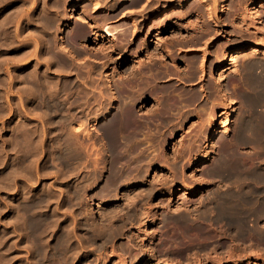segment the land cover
I'll return each instance as SVG.
<instances>
[{"label": "rangeland", "instance_id": "rangeland-1", "mask_svg": "<svg viewBox=\"0 0 264 264\" xmlns=\"http://www.w3.org/2000/svg\"><path fill=\"white\" fill-rule=\"evenodd\" d=\"M21 1L22 0H17V1L11 0L12 5H15V6L16 5L17 6L24 5L25 11H27V10L29 11L30 8H31L30 11H32V10H35V8H36L37 13H38V10H39V13H40V11L42 12V10H43L42 6H44V4L45 5L48 4L45 7L48 8L47 10L50 13H53L54 7L56 10V8H57L56 6L59 5L58 7L60 8V11L57 8L58 11L56 10L53 13L57 16V18L61 17L60 18L61 20L58 19V20H60V22H58V21L56 22L57 24H60V26H59L60 31L57 34V38L59 39V37H60V40L62 41V43L64 45V41L67 39L68 34H70L71 38L67 39V41H65L66 45H64V46L65 47L69 46L71 49L70 48L68 49L67 47L66 48L71 52L73 50V53L77 54V55L75 54L74 56H75V59L78 58L77 61L80 60L79 61L80 63L77 62V64H76V65H78V67L76 66L77 70H76V68H73V71L71 70V72H73V73L67 72L69 77H68L67 73H66V75L65 74L60 75L61 73H59L58 76H57L58 73L57 74L55 73V75H53V80L59 81V83L62 82L63 84L66 82H69V83L72 82L73 85L78 83V84H76V86L74 85L75 86L73 88L74 91L72 90V95L76 91L75 95H73L74 97L77 96V98H78V96L81 93V95L79 96L80 98H78L77 102H74L75 106H77L79 104L78 102L81 101L79 99H83L84 97L86 98V96L88 97L90 95V97L95 96V98H96L95 92L99 93V91H100V93H105L107 91L106 87L110 84H111L110 85L111 90L114 91L113 93H115L114 95L116 96L117 95V93H116L117 85L114 83L120 82V80H121L120 77L122 76V70H125V68L126 69L128 68L130 70L129 71L127 69L128 73H130L131 69L133 70V69H136L138 66L145 65L150 59L151 60L155 59L154 62H157L158 60H160V58H164V59L160 60L161 63L158 61L161 64V66L166 65V63H167V65H166L167 70L171 69L172 71L170 70V72H173V74H175V75L177 73L178 77L173 75V76H175V78H174L173 76L170 75V77H169L170 80L168 78L169 75L168 74H167L168 76L165 75V76H167L168 79H166V77H163L164 79H166V80L163 79V81H169L166 83L167 84L169 83L170 86L172 84V92L173 93L175 92L174 94L178 93V95L181 96L182 100H180V103H182L181 105H183V106H178L179 108L176 107L175 108L176 110L174 109V111L176 112L175 115L173 113L174 111H172L170 113V115L171 114L172 115L169 116V120H167L169 122H165L164 124H162L163 126L161 125L160 135L161 134L162 135L160 137L163 136L165 138V140L163 139L161 141L162 145H161V143H160V146L159 145L157 146L156 144L155 145L150 144V143L148 145L143 144L142 142L144 140L146 141V142L145 141L144 142L147 143V139H145L144 136L139 138L140 143L142 145L141 146L142 151L147 153L146 154L143 152V154H144L143 156L145 158V161L147 160L146 162H148L150 165V166L147 165L148 167L146 166L148 169L144 166L146 174L144 172V174H143L144 179L142 180L143 182L142 183L140 182L141 184L140 183L135 184L133 182H132L133 184H131V183L130 184H124L115 192V193H117V195L115 193H111V195H107L104 197H97L96 191L101 187V184H102L101 179L102 178L108 179L111 175V171H109L110 168L108 170H103L104 169L103 165L105 164V162H103V161L106 160L105 158H107V155H105L106 152L103 150V148H102L103 144H101V143L105 142L107 138L104 137V140L102 139L103 138L102 135L104 133H102L103 130L101 132V127L104 124H102L101 122L106 124L109 121V118H111L118 111L119 101L116 100L114 102V109L115 110H113L111 113H108V111H107L109 109L108 107L111 105V102L109 103V99L106 100V102L104 103L105 104L104 109H106V110H104V111L102 110L103 112L97 111L98 113L93 112V114H95V115L92 114L93 117L97 116V118H101L105 115L104 116L105 118H103V121L102 120L100 121L101 124L98 122H92V121H91V123L88 124L87 129H89V131L91 132V133L89 132V134L91 136L87 137L88 141L86 139H83V142H82V140H81L82 136L79 139L82 143H84L83 145L85 147L86 146L88 147L87 149H89V151H90V153H88L89 151H87V153H88L87 158L88 159L86 158L87 159L86 160V166H84V168H83L82 166H79V165H82L81 164L82 162L74 163L71 161L72 162L71 163V162H69L70 160L68 161L67 159H64V155L62 156V152L60 153V151L56 152V155H55L56 157L51 155V151H48V150H51V145L53 146V141H54L53 139L56 136L55 131L57 130L60 133V131H61L59 129L60 127H57V128H55L56 130L51 131V128L49 126H47L48 128L47 127L43 128L41 124H39V125L37 124V127L38 126L42 127L41 128L42 130H41V129H39L40 127L35 128L32 125L30 130L31 131L35 130V132L38 131L35 133L36 134V136L34 137L35 140H34V138H30V137H29L30 139L28 138L25 140H26V142L28 140L30 141L31 139H33V141H37L36 138H37V135H39V136H41V138H37V139L42 140V143L44 142V144L42 146L43 149L42 148L37 149V153H33V155H31V153L29 152V151H31V149L29 151L27 150V152H26V149H23L26 146L22 145L25 142V141H23L24 139L22 138V136H23L22 134H24L26 132L27 128H26V126H24L25 124L19 123L20 117L24 115V112H20L23 115L15 116L13 119L10 118L8 116L9 115L8 111L5 109L6 97H4L5 99L1 98V97H3V95L6 96V94H3L4 91L0 92L1 95L3 94L0 98L2 100L3 99L5 100V101L0 100V106L1 105H2V107L4 106L1 110L2 111L4 110L3 112L7 114V115L6 114L2 115V111H0V264H30L32 261L31 256H33V254H32L33 252H32V250H30L31 249L30 245L32 242H34L33 240H35V239L32 240V237L28 233V231H27V233H28L27 234L26 232L19 229L20 228L19 222L23 221L22 220L23 216L19 213L18 210H20L19 206L22 205L23 201L25 203H29V202L35 203L36 210L34 208V211L39 216H41V215L47 216L49 221L50 220L52 221V217L57 212L56 209L58 208V205L60 202L63 203L64 201H66L69 203V207H70L71 204L69 202V199H67V196H68L67 190H72V189L76 190V186L78 189L80 187H83L82 190L85 191L84 193L82 191V205H83L82 209L81 208L79 209V207H80L79 205H78L79 207L78 206L76 207V205H73V203H72V205H71L72 207L69 208L71 211L69 209L65 210L66 208H64V207H62L63 211L62 210L60 211V212H62L61 213L62 215L64 214V216L69 215L68 217L74 223V225L76 226V229H78L76 231L77 236L79 235L78 239L81 238L80 240L82 241V238H84L82 246H83V248L86 247V249L79 247L80 251H76L78 253L76 255H74V258H70L71 260L69 259V262L74 260L73 264H81V263L82 264H264V240H260V235H264V232H263V234H261L262 231H264V223H263L264 218L256 219L254 217V220H253V216L251 217V215H249L247 217V219H246L247 220L246 221L247 226H246V224L244 225V229H245L244 233L245 234H243V235H246V237L244 236L245 238H243V236L241 237L238 234H237L238 237L236 235H234L235 234L234 230L237 229V226L235 227V223H237V222H231V223H233L232 225L230 222H226V221L224 222V220L223 221L220 220V222L219 221L216 222V220L214 219L215 213L208 211L210 209L208 201H207V199H208L207 197L209 196V191H210L209 189L216 188L215 185L217 184L216 185L217 188L222 191L224 189L227 190L228 187L232 188V186L234 187L236 184L232 179H228L227 177L223 178V175H219V176L215 177V176H210V175L205 174L206 173L205 171L210 166H209V164L204 163L207 161V159H209L211 157L215 158L216 154H220V152L222 153L224 151H228V149L230 148L231 145L229 143H226L227 145H225V144L222 145L218 142L217 139L220 137V135H222V132L227 130L228 128H229L230 136H233L234 135V131H232L233 130V128H232L233 122L237 121V119L239 118V116L236 115L235 112H231L230 108H227V107L231 106L230 99L224 100L221 98V96L218 97L219 96L218 92H217L218 86H216V84H215V78L216 79L219 78L220 75H222L223 73H221V71L216 69L214 66L217 65L218 60L221 59V57L224 55L225 51H229V50L234 49V48H240L242 46L250 45V44L251 45H258V43L264 44V9H260V13L263 15L262 20L258 23H255V22H253L254 20H252V17H251L252 14H250L251 13V11H250L251 1L250 0H244L246 2H244L243 0H241V1L240 0H230L231 2L229 0H227V2H229V3L226 2V6L223 5V3H221L219 0L218 1L217 0L216 1L208 0L207 1L208 4H207V2L201 3L199 1H197V2L193 1L191 3L186 4L184 8H182L178 11H174L172 9V6L181 0H99V2H98L99 4L97 7H95L94 2H92V1H83V0H65V1H62V0L61 1L60 0H58V1H56V0H43V3L41 2V0H35V4L31 3V2H33V0L32 1L23 0L22 1L23 3ZM253 1H258V0H252V2ZM26 2H28V3L30 2V3L28 4ZM57 2H58V4H57ZM212 2H213V4H212ZM236 2L237 3L242 2L243 4H240V8L237 9L235 7L236 5H234ZM62 3H64V4H62ZM227 4L228 5L230 4V5L228 6ZM54 5H56V6H54ZM64 5H65V7H64ZM164 5L167 6L169 9L167 10L168 12H166V14L162 17L163 20H154V18H153L154 15H156V13L158 11H160L164 7ZM204 5L206 7L209 5V8L208 7L206 8ZM232 5H234L233 6L234 8H232ZM243 5H247L248 10L247 9L245 10L243 8ZM26 7H28V8H26ZM45 7H44V10H46ZM93 7H95V8H93ZM227 7L228 8L230 7V9H228ZM205 8L207 10H205ZM223 8H225V9H223ZM51 9H52V11H51ZM220 9H221V11H219ZM231 9H232V11L234 9V11L231 12L230 11ZM63 10H65V12ZM208 10H209V12H208ZM223 10H224V12H223ZM57 12L58 13L60 12L61 16H58V15H60V13L58 14ZM63 12L67 18L65 17ZM228 13H230V15H228ZM244 14L246 15V18H245L246 20L243 19V17H245ZM63 16L66 19H70L69 25L66 26L64 24L63 20L65 18ZM80 18L81 19L83 18L84 21L87 23V24H85L84 27L85 28L88 27L86 29L88 32H87V35L85 38H83V39L78 38L79 39L78 40L77 38H75V39L73 38L75 33H77V32L72 33V31H75V29L77 30L79 28V26L84 25V24H82V25L80 24V20H81ZM78 19H79V21H78ZM106 25H108V26L110 25L111 26L110 30L116 32L115 37H113V38H111V37L110 38H108V37L102 38L97 43H94V41H93L94 36L95 35H101L102 29ZM93 26H94V28H93ZM76 27H78V28H76ZM71 28H72V30H70ZM89 28H91V29H89ZM114 28H116V29H114ZM117 28L118 29H124L125 28L126 30H124L123 32L120 33V32H117L118 31ZM126 31H128V32H126ZM39 32L37 31L36 37L38 36L41 40L39 41L38 38H36V39L38 40V43L40 42L38 47L39 46L41 47V45H42V48H43L44 45L46 44V42L51 40L52 32L49 30L48 31L45 30V32L42 31V33H41V31H39ZM46 32H47V34H46ZM49 32H51V33H49ZM119 33H120V35H119ZM122 33H124L126 37H124V35ZM25 34H23V35H25ZM66 34H67V36H66ZM71 34H73V35H71ZM121 34H122V36H121ZM203 34H205V35H203ZM40 36H42L44 39ZM52 36H53V34H52ZM64 36H66V38ZM121 38H122V40H121ZM71 39H74V40H72V42H71ZM69 40H70V44L68 43ZM41 41L44 42L45 44L42 43ZM7 43H8V46H6ZM73 43H74V45L77 44V46L75 45L76 47L75 46L72 47L71 45H73ZM67 44H69V45H67ZM138 44H140V45L146 44L148 46V48L150 49L149 52L148 53H146V52L143 53L142 51L138 52L137 48H136L139 46ZM0 45H4V47L1 46V48H0L2 50V51L0 50V54L1 53L3 54V55L2 54L0 55V57H2V58H0V60H3L4 58H6V59L9 58V60H10V59H13L14 57H15L14 59H16V57H19L17 55L21 54V53L18 54L14 51L11 52V50L14 46L13 47L10 46L9 42L4 41L3 44L0 43ZM82 47L84 48V51H87L90 54L86 53V54H88V55H86L83 51H81V49H83ZM5 48H7V49H5ZM30 48H31V46H30ZM191 48H192V50H191ZM101 49H103V52H102L103 55H95L94 52H97ZM79 51L81 53L83 52L85 55L80 54ZM150 53L152 56L150 55ZM13 54H14V56H13ZM147 54H149V55H147ZM81 55H84V56H81ZM153 55H154V57H153ZM4 56H6V57H4ZM76 56H77V58H76ZM102 56H105V57H102ZM178 56L180 59L178 58ZM123 57H125L126 61H127L124 64L122 63ZM252 57H253V55H248L246 59L244 57V58H238L236 60H230V58H228V64H227L228 68L225 71V75L223 77L224 79H220V82L225 83L229 89H231L232 86H235L236 89L234 90L235 92L233 93L232 96L237 99L239 109L241 108L240 110L244 109V105L242 103L243 100L240 96L242 93L247 92L246 88L243 86L242 81H241V75L240 74L242 73V70H243L242 64H245L246 61L248 60V58L250 59ZM256 57H258V59H260L261 61L264 62V56L263 55H258ZM81 58H83V59H81ZM146 58H147V62L145 60ZM139 59L142 61V63L144 62L143 65L139 64V63H141V62H139ZM81 60H82V64L84 63L85 66H83L81 64ZM86 60H87V62H86ZM171 60H174V61L171 62ZM191 60H193V61H191ZM3 61L7 62V60H5V59ZM27 61L28 60H26V61L23 60V61L19 62L20 64L18 63V65L19 66L21 65L22 68L24 69L26 67L25 65H27V63L26 64H24V63ZM92 62L94 64H92ZM158 62H157V64H159ZM32 63H33V61H28V65H30ZM85 63H87V65L89 64L88 66L90 68L86 67L87 65ZM95 63H97V64H95ZM187 63H189L191 66ZM168 64L169 65L171 64L172 66L171 65L170 66L172 68ZM132 65L134 66V68L133 67L129 68ZM136 65H138V66L136 67ZM192 65H196V66H192ZM7 66L8 65H6V67ZM81 66H83L84 68ZM173 66H175V68H173ZM189 67L190 68L192 67L191 71H194L197 69V78L194 80L195 82L194 81L191 82L190 80L188 81L187 77H188L189 72H191V71H189L190 70ZM199 67H203V70L200 71ZM236 67H238V69L241 70V71H239V73L236 72V69H237ZM10 68H8V69H9V71L11 70L12 73H15L16 70H18V69H14L12 66H10ZM164 68H165V66H164ZM186 68H188V69L185 70ZM240 68H242V69H240ZM79 69H81L80 71H83L84 69L88 70V71L84 70L81 73V72H79ZM182 69H184V70H182ZM76 71H77V73H76ZM186 71H189V72H187L188 74L186 73ZM4 72L6 74V70H4ZM78 72H79V75H78ZM182 72L184 73L185 77L187 76L186 77L187 80L183 77ZM62 73H65V72H62ZM74 73L78 76L74 75ZM88 73H89V75H88ZM5 74L3 73L0 77V79H4L6 81V75ZM66 76L68 78H66ZM56 78H57V80H56ZM59 78H61V79H59ZM62 78H63V80H62ZM72 78L73 79L75 78V79H74V81L70 82V80ZM171 78H173V79H171ZM179 78L180 79L184 78L185 80L181 79L182 80V81L180 80L182 82L181 83L179 81ZM198 78H199V80H198ZM81 79L84 82H86L87 84L86 83L84 84L83 81L81 82ZM117 79H120V80H117ZM77 80L80 82H78ZM101 81L103 84L106 82L105 83L106 85L102 86L100 83ZM103 81H105V82H103ZM82 83L84 84V86H82ZM95 83H97V84H95ZM173 83H174L175 87L173 86ZM87 85L90 86V88ZM184 85H186V87ZM92 86H93V93H91L92 90H90V89H92L91 88ZM113 86H114L115 90H114ZM177 86H178V88H177ZM3 87L4 86H2V88ZM17 87H19V86L17 85ZM76 87H78V88H76ZM97 87H102V88H97ZM81 88H83L82 89L83 93H84V91L88 90L85 93L86 96L82 93ZM214 89H216V90H214ZM219 89H220V87H219ZM2 90H5V87ZM104 90H105V92H104ZM187 90L191 91V92H189L190 94L197 93L199 96V100H193L191 97L192 95H190ZM200 90H201V92H200ZM78 91H80V93ZM213 91H215V92H213ZM199 92H200V95H199ZM87 93L88 94L90 93V94L88 95ZM98 93H97V97H98ZM211 93H213V94H211ZM181 94L183 96L185 94H187V97L189 95L190 96L187 99V97L185 95V99L187 100L186 101L185 99H183L184 97L182 98ZM203 94H206L207 96L203 95ZM83 95H84V97H83ZM190 98L192 99L191 102H190V100H191ZM218 98H219V100H218ZM16 99L17 98H15V100ZM216 99L218 100V103L220 101L219 105H218L217 101H215ZM92 100L89 101V104H87L88 107L86 108V110L87 109L89 110L91 108L92 103H94V100L93 101ZM161 100L163 101V99H161ZM241 100H242V102H241ZM107 101H108V104L106 105ZM156 101H157V98L155 101L151 98L141 99L139 101V104H138V107L140 110L137 107V109L140 111V112L138 111V114L140 113L139 116L140 115L141 116L146 115L147 113H145V112H148L152 107H155ZM195 101H196V103H195ZM208 101H210V102H208ZM213 101H215V102L213 103ZM185 102H187V103H185ZM193 102H194V104H193ZM224 102H225V104H224ZM90 103H91V105H90ZM185 104H187V105H185ZM199 104L203 105V108L200 107ZM89 106H90V108H89ZM198 106H199V109H198ZM204 106L206 107L205 109H204ZM210 106H211V108H209ZM148 107H149V109H146ZM200 108H202V109L200 110ZM77 109L79 110V108H77ZM177 110L178 111L181 110V111H179L180 113L179 112L177 113ZM195 110H198L199 114L196 113ZM208 110L209 111L212 110L213 111V112L211 111L212 114ZM257 110H259V108H257ZM114 111H116V112H114ZM225 111H226V113H224ZM222 113H224V114H222ZM210 114H211L212 118L210 116L209 120H208V116ZM92 115L90 116L91 118H92ZM174 118H175V120H174ZM203 118H205V119H203ZM231 121H233V122H231ZM207 122H209L210 125H208ZM166 123H168L170 125H168ZM15 124H16V126H15ZM18 124L20 126H18ZM21 124H23V125H21ZM166 125H168V126H166ZM18 127H19V129H18ZM24 127H25V131L23 132ZM163 127H165V128H163ZM162 128H163V131H162ZM20 129H22V130L20 131ZM45 129H46V131H45ZM98 129L100 130V132ZM39 131H40V134H39ZM64 131L66 132L67 130H64ZM215 131L220 132V133L214 134ZM231 131L233 132V134ZM52 132H53V134L50 135ZM65 132H64V135L66 134ZM97 132H98V135H97ZM44 133L45 134L47 133V134L45 135ZM202 133H204V134H202ZM210 133H213V134L210 138V139H212L210 142V146H211L210 150L211 151L208 154V152L204 150V142L209 137ZM18 135H20V136L18 137ZM98 136H99V138H98ZM11 137H12V139H11ZM89 137L91 138V140H89ZM19 138H21V139H19ZM49 138H50V141H49ZM100 139H101V142H100ZM141 139H143V140H141ZM14 140H16V141H14ZM20 141H21V143H20ZM16 142H18L19 144ZM30 143H32V141H30ZM90 143H92V144H90ZM218 143H219V145H218ZM20 144L23 146V148L21 146H19ZM106 144H107V146H106ZM108 144L109 143L107 140L104 145L106 147H108ZM146 146H149V147H146ZM152 146H153V148H155V150H154L155 152L152 151L153 150ZM249 146L250 145L245 146V147L240 146L238 149L240 150V152L242 151L241 153L245 154V155H243V157L248 156L247 157L248 159L244 158V159H247V160H245L246 165L250 159H253V160H250V163L247 166H249L250 168H255L256 163L258 164V162H264V158H263L264 156L262 155L260 158H256V156H254V155H256L255 153H257L259 151L256 149L251 150ZM47 147H49V148H47ZM225 148H228V149H225ZM21 149H23L22 153H21ZM147 149H148L149 153L147 151H145ZM161 149H162V151H161ZM10 150H12V151H10ZM18 150H20V151H18ZM62 150H63V148H61V151ZM158 151L159 152L161 151L160 153H162V154H160ZM249 151H251L250 152L251 154L249 153ZM254 151H257V152L254 153ZM23 152L24 153H30L31 157L27 154H24V155H22V158H24V157L25 158L22 159L20 157L21 156L20 154H23ZM58 153L61 155L59 156ZM156 154H157L158 158L156 157ZM185 154H186V156H185ZM161 155H163V156H161ZM249 156H250V159H249ZM251 156H252V158H251ZM15 157H17V158H15ZM151 157H153V158H151ZM53 158H54V160H53ZM155 158H157V160ZM261 158H263V159H261ZM13 159H15V160H13ZM17 159L20 161H18ZM164 159H167V160L164 161ZM184 159H185V161H184ZM259 159H261V161ZM16 160H17V164H16ZM151 160H152V163L150 162ZM64 161L65 162L67 161L68 163H65ZM18 162H22V163H20V165H19ZM194 163L197 165L195 166ZM253 163H254V167H253ZM162 164H164V165H162ZM14 167H16V168H14ZM256 167L260 168V167H262V165H260V166L256 165ZM30 168H31V170H29ZM12 169H13V171H11ZM15 169L17 172H20V173H17L16 171H14ZM146 169H147V171H146ZM20 170L23 172V174ZM11 173L14 175L16 174L15 175L16 177L18 175V178L14 177L15 178L14 179L12 176H11V178H13L14 180L9 178ZM95 173H96V175H95ZM19 174L23 177H21ZM201 175L204 177V180H205L204 183H201L202 181L199 179V177H201ZM24 176H26V177L28 176L27 180H26V177L24 178ZM29 176H31V177H29ZM94 176H95V178H94L95 180L94 179L91 180ZM216 178H217V181H215ZM96 179H98V181ZM225 179H226V181H225ZM210 180H212V181L209 182ZM153 181H155V183H157L158 185H155V183ZM207 183H209V184H207ZM92 184H93V187H92ZM162 185H164V186L161 187ZM72 186H74V188H72ZM147 186H148V190H147ZM152 186H154L158 190H157V192H155V194H153L152 196L150 195V198H148L149 196L147 195L148 193H146V192H148L149 188H151ZM225 186H226V188H225ZM67 188H70V189H67ZM187 188H188L187 192L190 191V193L185 194V191ZM231 188H228V190ZM139 189L141 191H139ZM144 189H146L147 191L146 190L143 191ZM65 190H66V194H65ZM226 190H224V191H226ZM138 191H139V193H138ZM142 191L145 192V194L142 193ZM224 191H222V192H224ZM261 191L262 192L259 193V196L260 195L264 196V188H262ZM131 192H132V194H130ZM133 193H135V196H139V195L143 196L144 195L145 197L143 196L144 199L140 197V198H138L139 199L138 200L135 198ZM113 194H115L116 197H114ZM108 196H109V198H108ZM110 196H111V198H110ZM125 196L126 197L128 196L126 201L129 200L128 198L134 199L132 201L133 203L130 201H128V203H126L125 199H123V198H126ZM34 198H35V200L32 201V199H34ZM40 198H42L44 201ZM187 198L189 200H186ZM50 199H51V201L48 202ZM141 199H142V201H141ZM202 199H204L206 201V203L204 202V200L201 201ZM40 200H42V201H40ZM27 201H29V202H27ZM38 201H40V202H38ZM45 201H46V203H45ZM183 202H185V203H183ZM186 202H188V203L190 202V203L188 204ZM200 202H202L204 204H201ZM165 203H166V205H165ZM205 204H206V206L208 205L207 207L209 209L207 207H205ZM193 207H195V208H193ZM84 208H86V209L84 210ZM177 208H180V209H177ZM182 208H183V210L186 209V213H187V210H189L188 213L186 214L182 210ZM196 208L200 212L197 211ZM205 208H207V209H205ZM191 209L194 213L191 211ZM86 210L88 211L87 214L89 213L88 215L86 214ZM169 210H170V212H169ZM206 210L209 213H212L214 215L212 216V214L205 212L207 214L204 216L202 213ZM82 211H85V214L81 215ZM138 211L140 212V214ZM79 212H80V214H79ZM173 212H175V213H173ZM180 212H182V213H180ZM114 213H116V214L118 213V214L116 215ZM134 213L135 214L137 213L136 214L137 216H134L135 215ZM143 213H145V214H143ZM153 213H154V215H153ZM198 213H201V214H199V216H198ZM130 214H131V219H129ZM146 214H148V216ZM138 215H139V218H138ZM193 215H195L196 217ZM20 216L22 217L21 219H20ZM90 216L93 219L90 218ZM110 216L113 218V219L111 218L112 220H114V218H116L118 220V222L116 219L113 222L109 221ZM183 216L189 217L188 222H189V224L192 225V226L186 225V226H188L187 228H189V231H190L189 232L188 230H186L188 232L187 234H185L186 231L184 230V228L181 227L182 223L177 221ZM200 216H202L204 219H208V220L203 219L204 221H202V217L200 219ZM208 217H210L211 219ZM249 217H251L252 219L251 218L248 219ZM12 218H13V220H12ZM105 218H106V220L104 221ZM86 219H89L91 226H93V225H94L93 227L99 226L98 228L103 229V230H101L103 232L104 231H107V232L112 231L113 228H114L113 230H116L118 228V234L119 235L115 236V239L112 238L111 241L109 243L107 242V244L103 245L102 248H99L97 242L93 241L91 239L88 241L89 244H87L86 242H87V239H89V238L87 237L85 239V237H86L85 231H82L81 229L78 228L79 223L82 221L85 222ZM190 219H192V221H190ZM209 219L211 220V223H213L215 221L217 224H214V223H213V225L210 224ZM255 219H256V222H255ZM15 220L17 223L15 222ZM208 221H209V223H208ZM119 222H120V224H122V223H124V224H122V225L117 224ZM196 224L198 225L199 230H197ZM107 225H109V226H107ZM115 225H117V226H115ZM193 225L195 226L194 228H196V229H192ZM199 225H201V228ZM236 225H238V223ZM258 225L262 229H260L258 227ZM232 226H233V229H232ZM182 228L184 231L182 230ZM201 229H203V230H201ZM255 229L257 232L260 231L261 233L260 234H259V232L257 233L255 231ZM124 230H125V232H124ZM248 230H249V232H248ZM198 232H199V234H198ZM122 233L124 236L121 235ZM189 234H190V236H189ZM230 234L234 235V236L232 235V237L234 239L231 238ZM250 234L252 236H250ZM256 234H258V235H256ZM192 235H193V237H192ZM201 235H202V237H201ZM254 235H256V236H254ZM257 236H259V237H257ZM241 238H243V239H241ZM30 239L32 242L30 241ZM78 239L76 237L75 240L78 241ZM168 240L170 242H168ZM77 241H75V243H77ZM123 242L129 243L128 244L129 246H127V244L126 243L124 244ZM90 243H92V245L93 244L94 245L92 246V245H90ZM255 244H257V245H255ZM76 245H78V244H76ZM124 245L127 247H124ZM117 246H120V248H122L123 251H121V249H119ZM34 247H37V246L34 245ZM127 248H129L128 254H127ZM130 250H132L133 252ZM131 252L133 254V255L130 254L132 256V258L135 257L134 255H136L138 257L133 258L134 259L133 260L131 258V256L129 255V253H131ZM119 254H121L122 256H120ZM47 256H48V253H46V258H45L46 263L45 264H47V263L48 264H56L57 263V262L52 263L51 260L53 258L50 255L48 258H47ZM53 261H55V260H53ZM68 264H72V262H70Z\"/></svg>", "mask_w": 264, "mask_h": 264}, {"label": "bare ground", "instance_id": "bare-ground-1", "mask_svg": "<svg viewBox=\"0 0 264 264\" xmlns=\"http://www.w3.org/2000/svg\"><path fill=\"white\" fill-rule=\"evenodd\" d=\"M17 1V0H15ZM23 1V0H22ZM21 1V2H22ZM29 1H32V0H29ZM58 1V0H56ZM61 1V0H60ZM62 1H65V0H62ZM83 1H92L94 2L95 4V7L98 6V2L99 0H83ZM201 2V3H206L208 0H181L179 1L178 3H176L175 5H171L172 6V9L174 11H178L182 8L185 7L186 4L188 3H191V2ZM212 1V0H211ZM213 1H216V0H213ZM218 1V0H217ZM221 3H223V5L226 6V2L227 0H219ZM230 1V0H229ZM241 1V0H240ZM244 1V0H243ZM251 3V7H250V11L252 14V20H254L253 22L255 23H258L262 20L263 18V15L260 13V9H264V0H258V1H253L250 0ZM20 2V1H19ZM37 2V1H36ZM41 2L43 3V0H41ZM127 2V1H126ZM140 2V1H139ZM219 2V3H220ZM231 2V1H230ZM246 2V1H244ZM23 3V2H22ZM21 3V4H22ZM28 3V2H26ZM30 3V2H29ZM28 3V4H29ZM33 4H35V0H33V2H31ZM38 3V2H37ZM45 3V2H44ZM52 3V2H51ZM56 3V2H55ZM83 3V2H82ZM81 3V4H82ZM101 3V2H100ZM141 3V2H140ZM216 3V2H215ZM229 3V2H227ZM233 3V2H232ZM237 3V2H236ZM234 4L236 5L235 7L238 9L240 8V4H243L242 2L241 3H237V4ZM27 4V5H28ZM54 4V3H53ZM52 4V5H53ZM58 4V2H57ZM56 4V5H57ZM64 4V3H62ZM200 4V3H199ZM208 4V2H207ZM213 4V2H212ZM245 4V3H244ZM247 4V3H246ZM20 5V4H19ZM48 5V4H47ZM44 4L43 7V10L42 12L40 11L39 13V10H38V13L36 11V8L35 10H30L28 11H25V7L24 5H20V6H15V5H12V2L11 0H0V43L3 44V42H9L10 43V46H14L11 50V52H16L20 55H17L19 57H16V59H6L4 58L6 61H3V60H0V77L1 75L5 72L4 70H6V81L4 79H0V92L4 91L3 94H6V96H4L3 94V97H1L2 95L0 94V97L1 98H4L6 97V106H5V109L8 111V116L10 118H14L15 116H20V115H23L21 114L20 112H24V115L20 117V122L19 123H23L25 124L24 126H26L27 130L24 134H22V138L24 139L23 141H25L22 145L23 146H26L25 148H23V146L20 144L19 146H21L23 149H26V152L27 150L29 151L31 149V151H29L31 153V155H33V153H37V149H40L42 148L44 142L42 143V140H38L37 138H41V136L37 135V138L36 140L37 141H33V139H31L30 141H32V143H30V141L28 140L26 142L25 139H28L29 137L30 138H34L36 136V131L33 130L31 131L30 128L32 127H37V124H41L42 127H47L49 126L51 128V131H54L56 130L55 128L57 127H60L59 129L61 130L60 133L56 132V136L55 138L53 139V146L51 145V150H48V151H51V155L52 156H55L56 155V152L60 151V153L62 152V156L64 155V159H67L69 162H74V163H77V162H82L81 164L82 165H79V166H82L84 168V166H86V160L88 159L87 158V154L90 153L89 149H87L88 147L84 146L82 143L83 142V139H86L87 140V137L88 136H91L89 134V129H87L88 127V124L92 122H98L100 123V121L102 120L103 121V118H105L104 116L101 117V118H97L96 117H93V112L95 113H98L97 111H101L103 112L104 110V103L106 102V100L109 99V103L111 102V105L108 107L109 109L107 110L108 113H111L114 109V102L116 100L119 101V108H118V111H114L116 112L111 118H109V121L105 124L103 122H101L102 124H104L102 127H101V132L103 130L102 133H104L102 136H103V140H104V137L107 138L106 141L108 140V147L107 144L106 146L104 145L105 142H102L101 144H103V150L106 152L105 155H107V158H105L106 160H104L103 162H105V164L103 165L104 169L103 170H108L109 168V171H111V175L108 179H105V178H102L101 179V187L96 191V195L97 197H104V196H107V195H111V193H115L122 185L124 184H133V183H142L144 177H143V174L145 172V168L144 166L146 167L147 165H149L148 162L145 161V158H144V154L142 151V148H141V143H140V137L144 136L145 139H147V143H145L144 141L142 142L143 144H156L157 146L159 145L160 146V143L161 141L165 138L163 137H160V128H161V125L164 124L165 122H169L167 120H169V116L170 113L172 111H174V109L178 106H183L181 105L182 103H180V100L181 99V96L177 94H174L172 92V84L170 86V84L168 85L166 82H169V81H163V77H166V79H168L171 76L175 75L173 74V72H170L171 69H168L167 70V63L166 65H163L161 66V62L160 60L161 59H164V58H160V60H158L157 62L159 64H157V62H154V60H150L147 62V58L145 59L146 63L145 65L144 62L142 63V61L139 59V63L140 65H143V66H138L136 65V69H131V72L128 73V70L125 68V70H122V76L120 77V79H117V80H120L119 83H114L117 85L116 87V93L117 95L115 96L113 93L114 91L111 90V84L108 85L106 87L107 91L104 92L105 93H98V97H97V93L95 92L96 94V98L95 96L94 97H90V93L88 94L89 96L87 97L85 95V93L88 91H82V89L84 88H81V91L82 93L86 96V98L84 97L83 95V99H79L81 100L80 102H78L79 104L77 106H75L74 102H77L78 98H80L79 96L81 95L80 91H78L80 93V95L78 96H73L75 95V93H73L72 95V90L73 88L76 86V84L73 85V83L71 81H74V79L72 78L70 80L71 83L69 82H66V83H59V81H54L53 80V75H55V73L57 74V76L59 75V73H61L60 75L62 74H65L68 72V73H73L71 72V70L73 71V68H76V66L78 67L77 61L78 58L76 56L77 59H75V54L73 53V50L72 52L69 51L68 49L70 48L69 46L66 48L64 45H66L65 41H67V39H70V34H66L67 36V39L64 41V45L62 43V41L60 40V37L59 39L57 38V34L58 32L60 31V24H57L56 22H60V18H57V16L54 13V11L57 10V8L59 9L60 11V8L56 5L57 8L55 10V7H54V11L53 13H50L46 8L45 6H47ZM206 5V4H205ZM204 5V6H205ZM228 5V4H227ZM230 5V4H229ZM228 5V6H229ZM232 5V8H234ZM30 6V5H29ZM222 6V5H221ZM32 7V6H31ZM40 7V6H39ZM44 7L46 8V10H44ZM65 7V5H64ZM93 7V8H95ZM206 7V6H205ZM209 8V5L207 6ZM206 7V8H207ZM219 7V6H218ZM224 7V6H223ZM28 8V7H26ZM33 8V7H32ZM52 8V7H51ZM205 8V10H207ZM215 8V7H214ZM217 8V7H216ZM228 8V7H227ZM243 8L246 10L247 9V5H243ZM242 8V9H243ZM34 9V8H33ZM42 9V8H41ZM40 9V10H41ZM50 9V8H49ZM64 9V8H63ZM169 8L167 6L164 5V7L158 11L156 13V15H154V20H163L162 17L166 14V12H168ZM211 9V8H210ZM225 9V8H223ZM230 9V7L228 8ZM215 10V9H214ZM248 10V9H247ZM52 11V9H51ZM58 11V10H57ZM65 12V10H63ZM107 11V10H106ZM221 11V9L219 10ZM229 11V10H228ZM231 12L232 9L230 10ZM63 12V14H64ZM209 12V10H208ZM224 12V10H223ZM222 12V13H223ZM230 12V13H231ZM56 13V12H55ZM58 13V12H57ZM60 13V12H59ZM58 13V14H59ZM173 13V12H172ZM227 13V12H226ZM230 13H228V15H230ZM239 13V12H238ZM245 13V12H244ZM210 14V13H209ZM234 14V13H233ZM242 14V13H241ZM240 14V15H241ZM55 15V16H54ZM65 15V14H64ZM245 15V14H244ZM58 16H61V13L60 15ZM69 16V15H68ZM233 16V15H232ZM64 17V16H63ZM66 17V15H65ZM64 17V18H65ZM67 18V17H66ZM64 19L63 22L64 24L67 26L70 24V19ZM246 18V15L245 17H243L244 20ZM60 19V20H58ZM81 19V18H80ZM88 19V18H87ZM165 19V18H164ZM110 20V19H109ZM79 21V19H78ZM103 21V20H102ZM57 25H56V24ZM105 23V22H104ZM246 23V22H245ZM80 24H84L83 26H79L76 27L78 28L77 30L75 29V31H72V33L74 32H77L75 33L74 35V39L75 38H85L86 35H87V28H85V24H87L84 19L82 18L80 20ZM107 24V23H106ZM89 25V24H88ZM96 26V25H95ZM100 26V25H99ZM110 26V25H109ZM108 25H106L103 29H102V32H101V35H95L94 36V43H97L100 39L102 38H113L115 37V34L116 32L110 30L111 26L109 27ZM74 27V26H73ZM72 27V28H73ZM92 27V26H91ZM249 27V26H248ZM257 27V26H256ZM72 28L70 30H72ZM94 28V26H93ZM240 28V27H239ZM40 29V30H39ZM91 29V28H89ZM116 29V28H114ZM113 29V30H114ZM118 29V28H117ZM150 29V28H149ZM45 30H49L52 32L51 34V40L49 41H45L46 44L44 42L43 45L44 47L42 48V45L41 47L38 43V40L36 38L39 39V41L41 40L38 36L36 37V34H37V31H44ZM124 30H126L125 28L124 29H118L117 32H123ZM260 30V29H259ZM153 31V30H152ZM212 31V30H211ZM49 32V33H51ZM128 32V31H126ZM125 32V33H126ZM208 32V31H207ZM213 32V31H212ZM26 33V34H25ZM40 33V32H39ZM48 33V34H49ZM68 33V32H67ZM119 33V35H120ZM206 33V32H205ZM211 33V32H210ZM214 33V32H213ZM25 34V35H23ZM47 34V32H46ZM125 36L124 33H122ZM121 34V36H122ZM209 34V33H208ZM39 35V34H38ZM73 35V34H71ZM205 35V34H203ZM207 35V34H206ZM47 36V35H46ZM66 36H64L66 38ZM117 36V35H116ZM42 37V36H40ZM48 37V36H47ZM69 37V38H68ZM200 37V36H199ZM22 38V39H21ZM43 38V37H42ZM50 38V37H49ZM48 38V39H49ZM44 39V38H43ZM74 39H71V42L72 40ZM78 39V40H79ZM85 40V39H84ZM83 40V41H84ZM122 40V38H121ZM3 41V42H2ZM76 41V40H75ZM143 41V40H142ZM258 41V40H257ZM70 44V40L68 42ZM79 43V42H78ZM121 43V42H120ZM141 43V42H140ZM67 44V45H69ZM196 44V43H195ZM77 46V44H75ZM74 43L73 45H71L72 47L75 46ZM139 46L136 47L137 48V51L139 52H143V53H148L149 52V48L146 44H143V45H140L138 44ZM187 45V44H186ZM1 46L4 47V45H0V48ZM6 46H8V43L6 44ZM5 46V47H6ZM31 46V48H30ZM75 46V47H76ZM182 46V45H181ZM188 46V45H187ZM11 48V47H10ZM78 48V47H77ZM76 48V49H77ZM81 48V47H80ZM83 48V47H82ZM7 49V48H5ZM71 49V48H70ZM1 50V49H0ZM136 50V49H135ZM156 50V49H155ZM179 50V49H178ZM181 50V49H180ZM192 50V48H191ZM2 51V50H1ZM75 51V50H74ZM81 51H83L85 54L86 53H89L87 51H84V48L81 49ZM182 51V50H181ZM180 51V52H181ZM78 52V51H77ZM81 53L79 51L80 54H84V53ZM103 52V49L97 51V52H94L95 55H103L102 54ZM106 52V51H105ZM5 53V52H4ZM137 53V52H136ZM218 53V52H217ZM2 54V53H1ZM0 54V55H1ZM84 54V55H85ZM90 54V53H89ZM108 54V53H107ZM3 55V54H2ZM77 55V54H76ZM84 55H81V56H84ZM88 55V54H86ZM93 55V54H92ZM105 55V54H104ZM149 55V54H147ZM151 55V53H150ZM160 55V54H159ZM248 55H253L252 58H248V60L246 61L245 64H242L243 65V70H242V73L240 74L241 75V81H242V84L243 86L246 88L247 92H244L241 94V98L243 100H241V102L243 103L244 105V109L243 110H240L239 109V106H238V101L235 97H233V93L235 92L234 90L236 89L235 86H232L231 89H229L225 83H222L220 82V79H224V75H225V71L227 70V64H228V58H230V60H236L238 58H244L245 59L247 58ZM258 55H263L264 56V44L263 43H258V45H245V46H242L240 48H234V49H231L229 51H225L224 52V55L221 57V59L218 60V63L216 66H214L216 69H218L219 71H221V73H223L222 75H220L219 78H215V84L217 87V92H218V97L221 96L222 99H230V103H231V106L230 107H227V108H230V111L231 112H235L236 115L239 116V118L237 119V121L233 122V130L234 131V135L233 136H230L229 134V128L225 131L222 132V135H220V137L217 139L218 142L220 144H225L227 145L226 143H229L231 146L230 148H225V149H228V151H224V152H220V154H216V157L213 158H209L207 159L206 162L204 163H207L209 164V168L205 171L207 175H210V176H219V175H223V178L224 177H227L228 179H232L234 182H235V186L232 188L231 187H228V188H231L224 192H222L221 190H219L217 188V184L215 185L216 188L214 189H209V196L207 197V201H208V204H209V207L210 209L206 206L205 204V207H207L209 210V212H212V213H215V220L216 222H220L224 220V222H237L238 225H236L237 223H235V227L237 226V229L234 230V235L237 236L240 235L241 237L243 236V238L246 237V235H243L245 234L244 231V225L246 224V219L249 215H251V217L253 216V220H254V217L256 219H262L264 218V196L263 195H260L259 196V193H261L262 191V188H264V162H258V164L256 163L255 164V168H250L249 166H247L249 163H250V160H253V159H250V156H249V162H247V165L245 163V160H247L248 156L247 157H243V153L240 152V150L238 149L240 146H248L250 145V149L251 150H258L259 152L257 151H254L257 152L255 153L256 155V158H260L262 155L264 156V62L261 61L260 59H258ZM12 56V55H11ZM14 56V54H13ZM90 56V55H89ZM94 56V55H93ZM107 56V55H106ZM152 56V55H151ZM161 56V55H160ZM6 57V56H4ZM9 57V56H8ZM96 57V56H95ZM101 57V56H100ZM102 57H105V56H102ZM154 57V55H153ZM152 57V58H153ZM2 58V57H0ZM12 58V57H11ZM87 58V57H86ZM91 58V57H90ZM89 58V59H90ZM99 58V57H98ZM157 58V57H156ZM171 58V57H170ZM169 58V59H170ZM173 58V57H172ZM179 58V56H178ZM182 58V57H181ZM218 58V57H217ZM28 60V61H33L32 64L28 65V61L25 62L24 64L27 63V65H25L26 67L23 69L22 66L18 65L19 62L23 61V60ZM83 59V58H81ZM94 59V58H93ZM97 59V58H96ZM175 59V58H174ZM180 59V58H179ZM9 60V61H8ZM85 60V59H84ZM88 60V59H87ZM86 60V62H87ZM143 60V59H142ZM217 60V59H216ZM91 61V60H90ZM174 61V60H171V62ZM182 61V60H181ZM193 61V60H191ZM97 62V61H96ZM105 62V61H104ZM126 61V58L123 57L122 59V63L124 64ZM138 62V61H137ZM163 62V61H162ZM190 62V61H189ZM80 63V62H79ZM78 63V64H79ZM135 63V62H134ZM174 63V62H173ZM201 63V62H200ZM212 63V62H211ZM20 64V63H19ZM81 64H82V60H81ZM87 65V63H85ZM92 64H94L92 62ZM97 64V63H95ZM132 64V63H131ZM189 64V63H187ZM6 65H8L6 67ZM83 66L84 63L82 64ZM89 65V64H88ZM86 66V67H89V66ZM169 65V64H168ZM171 65V64H170ZM169 65V66H170ZM190 65V64H189ZM203 65V64H202ZM10 66H12L14 69H18L16 70L15 73H12L11 70L9 71L8 68H10ZM81 66V67H83ZM165 66V68H164ZM172 66V65H171ZM170 66V67H171ZM179 66V65H178ZM191 66V65H190ZM192 66H196V65H192ZM201 66V65H200ZM236 66V65H235ZM85 67V68H86ZM124 67V66H123ZM134 68V66H130L129 68ZM240 67V66H239ZM84 68V67H83ZM90 68V67H89ZM96 68V67H95ZM169 68V67H168ZM172 68V67H171ZM173 68H175V66H173ZM190 68V67H189ZM192 68V67H191ZM191 68L189 71H191ZM236 72L239 73V70L238 67H236ZM11 69V68H10ZM87 69V68H86ZM123 69V68H122ZM188 68H186L185 70H187ZM194 69V68H193ZM192 69V70H193ZM196 69V68H195ZM242 69V68H240ZM77 70V68H76ZM81 69H79V72H83V71H80ZM177 70V69H176ZM175 70V71H176ZM184 70V69H182ZM199 70L202 71L203 70V67H199ZM198 70V71H199ZM258 70V71H257ZM85 71H88V70H85ZM94 71V70H93ZM130 71V70H129ZM172 71V70H171ZM189 71H186L189 72ZM62 72H65V73H62ZM79 72H78V75H79ZM91 72V71H90ZM67 73V75H68ZM77 73V71H76ZM86 73V72H85ZM93 73V72H92ZM175 73V72H174ZM183 73V72H182ZM169 76H168V75ZM188 74V73H187ZM4 75V76H5ZM74 75H76L74 73ZM76 75V76H78ZM89 75V73H88ZM167 75V76H165ZM177 76V73L176 75ZM175 76H173L175 78ZM181 76V75H180ZM3 77V76H2ZM65 77V76H64ZM69 77V75H68ZM66 76V78H68ZM80 77V76H79ZM178 77V76H177ZM176 77V78H177ZM182 77V76H181ZM183 77L186 79L184 73H183ZM65 78V79H66ZM92 78V77H91ZM90 78V79H91ZM184 78H181V79H184ZM188 81L190 80L191 82L194 81L196 78H197V69L194 70V71H191L189 72L188 74ZM61 79V78H59ZM164 79V80H166ZM173 79V78H171ZM179 78V81L181 80ZM184 79V80H185ZM57 80V78H56ZM63 80V78H62ZM80 80V79H79ZM170 80V78H169ZM177 80V79H176ZM187 80V79H186ZM199 80V78H198ZM76 81V80H75ZM78 81V80H77ZM83 80L81 79V82ZM92 81V80H91ZM182 81V80H181ZM180 81V82H181ZM80 82V81H78ZM84 82V81H83ZM105 82V81H103ZM176 82V81H175ZM179 82V83H180ZM195 82V81H194ZM86 82H84L85 84ZM102 86L106 85L105 83L103 84L102 81L100 82ZM110 83V82H109ZM182 83V82H181ZM80 84V83H79ZM84 84L82 83V86H84ZM87 84V83H86ZM97 84V83H95ZM108 84V83H107ZM167 84V85H166ZM177 84V83H176ZM17 85L19 87H17ZM81 85V84H80ZM90 85V84H89ZM194 85V84H193ZM201 85V84H200ZM208 85V84H207ZM206 85V86H207ZM2 86L5 87V90H2L4 89V87L2 88ZM78 86V85H77ZM88 86V85H87ZM86 86V87H87ZM98 86V85H97ZM100 86V85H99ZM115 86V85H114ZM113 86V88H114ZM173 86H174V83H173ZM186 87V85H184ZM81 87V86H80ZM79 87V88H80ZM85 87V88H86ZM90 88V86H88ZM175 87V86H174ZM173 87V88H174ZM208 87V86H207ZM220 87V89H219ZM242 87V86H241ZM78 88V87H76ZM92 89V92L93 93V86L91 87ZM96 88V87H95ZM97 88H102V87H97ZM105 88V87H104ZM112 88V89H113ZM178 88V86H177ZM176 88V89H177ZM191 88V87H190ZM88 89V88H87ZM188 89V88H187ZM76 90V89H75ZM80 90V89H79ZM85 90V89H84ZM98 90V89H97ZM96 90V91H97ZM100 90V89H99ZM115 90V88H114ZM174 90V89H173ZM193 90V89H192ZM199 90V89H198ZM216 90V89H214ZM74 91V90H73ZM95 91V90H94ZM188 91V90H187ZM191 92V91H188V93ZM201 92V90H200ZM200 92H199V95H200ZM215 92V91H213ZM180 93V92H179ZM187 93V94H188ZM203 93V92H202ZM78 94V93H77ZM94 94V95H95ZM187 94L186 97H187ZM190 94V93H189ZM213 94V93H211ZM182 95V94H181ZM185 95L183 96L182 95V98L185 99ZM192 95V99L193 100H199V96L197 93H194V94H190ZM189 95V96H190ZM203 95H206V94H203ZM217 95V94H216ZM189 96L187 97V99L189 98ZM207 96V95H206ZM205 96V97H206ZM0 98L1 101H3L2 99ZM15 98H17L15 100ZM74 98V99H73ZM94 98V99H93ZM144 98H151L153 99L154 101L156 100L157 98V101H156V105L155 107H150L151 109L148 111V112H145L147 113L146 115L144 116H139L138 114V111L140 110L139 107H138V104H139V101L141 99H144ZM213 98V97H212ZM240 98V99H241ZM93 99L94 100V103H90L91 105V108L89 106V110L86 108L88 107L87 104H89V101ZM163 99V101L161 100ZM191 99V98H190ZM189 99V100H190ZM192 99L190 100V102L192 101ZM201 99V98H200ZM209 99V98H208ZM207 99V100H208ZM215 99V98H214ZM92 100V101H93ZM186 100V99H185ZM188 100V101H189ZM219 100V98H218ZM218 100L216 99L215 101H217L218 103ZM221 100V99H220ZM223 100V101H224ZM5 101V100H4ZM16 101V102H15ZM117 101V102H118ZM187 101V100H186ZM213 101V103L215 102ZM229 101V100H228ZM144 102V101H143ZM210 102V101H208ZM3 103V102H2ZM151 103V102H150ZM187 103V102H185ZM196 103V101H195ZM220 103V101H219ZM218 103V105H219ZM223 103V102H222ZM108 104V101L106 103V105ZM194 104V102H193ZM198 104V103H197ZM196 104V105H197ZM204 104V103H203ZM212 104V103H211ZM225 104V102H224ZM118 105V104H117ZM187 105V104H185ZM184 105V106H185ZM190 105V104H189ZM200 105V104H199ZM214 105V104H213ZM242 105V106H243ZM224 106V105H223ZM226 106V105H225ZM229 106V105H228ZM4 107V106H3ZM2 105L0 106V111H2L1 109L3 108ZM138 107V109H137ZM189 107V106H188ZM200 107L203 108V105H200ZM79 108V110L77 109ZM107 108V107H106ZM141 108V107H140ZM179 108V107H178ZM182 108V107H181ZM200 108V110L202 109ZM206 107L204 106V109ZM211 108V106L209 107ZM224 108V107H223ZM257 108H259V110H257ZM117 109V108H116ZM146 109H149L146 108ZM197 109V108H196ZM198 109H199V106H198ZM5 110V111H6ZM103 110V111H102ZM176 110V109H175ZM189 110V109H188ZM199 110V111H200ZM4 111V110H3ZM2 111V115L6 114ZM147 111V110H146ZM181 111V110H179ZM177 110V113L179 112ZM183 111V110H182ZM196 113H198V110H195ZM209 111V110H208ZM212 111V110H211ZM211 111H209L211 113ZM140 112V111H139ZM205 112V111H204ZM213 112V111H212ZM106 113V112H105ZM174 115H175V111L173 112ZM180 113V112H179ZM226 113V111L224 112ZM222 113V114H224ZM229 113V112H228ZM93 114V115H92ZM113 114V113H112ZM143 114V113H142ZM188 114V113H187ZM199 114V113H198ZM197 114V115H198ZM212 114V113H211ZM211 114L208 116V120H209V117L211 116ZM221 114V115H222ZM7 115V114H6ZM92 115V118L90 117ZM102 115V114H101ZM108 115V114H107ZM178 115V114H177ZM176 115V116H177ZM110 116V115H109ZM173 117V116H172ZM171 117V118H172ZM175 117V116H174ZM198 118V117H197ZM206 118V117H205ZM203 118V119H205ZM212 118V116H211ZM175 120V118H174ZM178 120V119H177ZM213 120V119H212ZM227 120V119H226ZM17 121V120H16ZM107 121V120H106ZM18 123V122H17ZM100 123V124H101ZM235 123V124H234ZM21 124V125H23ZM168 124V123H166ZM208 125L209 122H207ZM231 124V123H230ZM170 125V124H168ZM166 125V126H168ZM16 126V124H15ZM18 126H20L18 124ZM163 126V125H162ZM22 127V126H21ZM20 127V128H21ZM40 126H38L37 128H39ZM42 127H40L39 129H41ZM48 128V127H47ZM165 128V127H163ZM163 128H162V131H163ZM201 128V127H200ZM19 129V127H18ZM100 129V128H99ZM98 129V130H99ZM22 129H20L21 131ZM37 130V129H36ZM42 130V129H41ZM50 130V129H49ZM64 130H67L66 132ZM94 130V129H93ZM223 130V129H222ZM25 131V127L23 128V132ZM44 131V130H43ZM46 131V129H45ZM48 131V130H47ZM66 133L64 135V132ZM231 131V132H232ZM18 132V131H17ZM100 132V130H99ZM22 133V132H21ZM20 133V134H21ZM48 133V132H47ZM46 133V134H47ZM54 133V134H55ZM63 133V134H62ZM91 133V132H90ZM101 133V134H102ZM220 132H214V134H219ZM19 134V133H18ZM38 134V133H37ZM39 134H40V131H39ZM45 134V133H44ZM43 134V135H44ZM45 134V135H46ZM53 132L50 134L52 135ZM58 134V135H57ZM165 134V133H164ZM204 134V133H202ZM213 133H210L209 137L205 140L204 142V150L208 152V154L210 153V142L212 139L211 136H212ZM233 134V132H232ZM17 135V134H16ZM97 135H98V132H97ZM105 135V136H104ZM20 135H18L19 137ZM82 136V142L79 140ZM94 136V135H93ZM92 136V137H93ZM165 136V135H164ZM207 136V135H206ZM14 137V136H13ZM49 137V136H48ZM51 137V136H50ZM54 137V136H53ZM195 137V136H194ZM205 137V136H204ZM218 137V136H217ZM15 138V137H14ZM17 138V137H16ZM29 138V139H30ZM43 138V137H42ZM52 138V137H51ZM57 138V139H56ZM99 138V136H98ZM12 139V137H11ZM21 139V138H19ZM44 139V138H43ZM18 140V139H17ZM35 140V138H34ZM89 140H91V138L89 137ZM143 140V139H141ZM195 140V139H194ZM16 141V140H14ZM49 141H50V138H49ZM88 141V140H87ZM100 142H101V139H100ZM203 142V141H202ZM18 143V142H16ZM21 143V141H20ZM51 143V142H50ZM89 143V142H88ZM87 143V144H88ZM218 143V145H219ZM19 144V143H18ZM52 144V143H51ZM92 144V143H90ZM99 144V143H98ZM100 144V145H101ZM165 144V143H164ZM163 144V145H164ZM17 145V144H16ZM162 145V143H161ZM185 145V144H184ZM217 145V146H218ZM15 146V145H14ZM13 146V147H14ZM49 146V145H48ZM89 146V145H88ZM18 147V146H17ZM20 147V148H21ZM45 147V146H44ZM146 147H149V146H146ZM145 147V148H146ZM163 147V146H162ZM243 147V148H244ZM16 148V147H15ZM19 148V149H20ZM49 148V147H47ZM61 148H63V150L61 151ZM90 148V147H89ZM94 148V147H93ZM153 148V146H152ZM185 148V147H184ZM217 148V147H216ZM18 149V148H17ZM16 149V150H17ZM21 149V153H22V150ZM43 149V148H42ZM201 149V148H200ZM14 150V149H13ZM92 150V149H91ZM155 148H153L152 151H154ZM224 150V149H223ZM243 150V149H242ZM12 151V150H10ZM20 151V150H18ZM36 151V152H35ZM39 151V150H38ZM87 151H89L87 153ZM148 152V149L145 150ZM151 151V150H150ZM162 151V149H161ZM160 151V152H161ZM197 151V150H196ZM218 151V150H217ZM221 151V150H220ZM96 152V151H95ZM155 152V151H154ZM159 152V151H158ZM159 152V153H160ZM246 152V151H245ZM251 151H249L250 153ZM12 153V152H11ZM17 153V152H16ZM30 153H24L23 154H20L21 158H22V155L24 154H27L30 156ZM94 153V152H93ZM146 153V152H144ZM149 153V152H148ZM151 153V152H150ZM153 153V152H152ZM165 153V152H164ZM217 153V152H216ZM14 154V153H13ZM19 154V153H18ZM17 154V155H18ZM59 154V153H58ZM147 154V153H146ZM162 154V153H160ZM207 154V153H206ZM248 154V153H247ZM251 154V153H250ZM26 155V156H27ZM61 154H59L60 156ZM159 155V154H158ZM189 155V154H188ZM213 155V154H212ZM28 156V157H29ZM97 156V155H96ZM103 156V155H102ZM163 156V155H161ZM186 156V154H185ZM31 157V156H30ZM56 157V156H55ZM104 157V156H103ZM146 157V156H145ZM156 157H157V154H156ZM165 157V156H164ZM163 157V158H164ZM180 157V156H179ZM183 157V156H182ZM14 158V157H13ZM17 158V157H15ZM25 158V157H24ZM22 158V159H24ZM60 158V157H59ZM62 158V157H61ZM87 158V159H86ZM153 158V157H151ZM158 158V157H157ZM157 158H155L157 160ZM166 158V157H165ZM186 158V157H185ZM208 158V157H207ZM244 158H247V159H244ZM252 158V156H251ZM264 158V157H263ZM261 158V159H263ZM21 159V160H22ZM27 159V158H26ZM97 159V158H96ZM160 159V158H159ZM158 159V160H159ZM206 159V158H205ZM261 159H259L261 161ZM15 160V159H13ZM18 160V159H17ZM17 160H16V164H17ZM54 160V158H53ZM167 159H164V161H166ZM175 160V159H174ZM20 161V160H18ZM62 161V160H61ZM154 161V160H153ZM160 161V160H159ZM185 161V159H184ZM263 161V160H262ZM23 162V161H22ZM22 162H18V164L20 165V163ZM32 162V161H31ZM65 162V161H64ZM71 162V163H72ZM88 162V161H87ZM152 163V160L150 161ZM155 162V161H154ZM65 163H68L67 161ZM93 163V162H92ZM158 163V162H157ZM162 163V162H161ZM173 163V162H172ZM182 163V162H181ZM15 164V165H16ZM88 164V163H87ZM183 164V163H182ZM195 164V163H194ZM31 165V164H30ZM164 165V164H162ZM177 165V164H176ZM197 164H195L196 166ZM257 166H260L262 165V167H256ZM150 166V165H149ZM194 166V165H193ZM13 167V166H12ZM17 167V166H16ZM14 167V168H16ZM148 167V166H147ZM146 167V168H147ZM178 167V166H177ZM208 167V166H207ZM253 167H254V163H253ZM21 168V167H20ZM82 168V169H83ZM86 168V167H85ZM95 168V167H94ZM19 169V168H18ZM25 169V168H24ZM81 169V170H82ZM148 169V168H147ZM146 169V171H147ZM204 169V168H203ZM206 169V168H205ZM31 170V168L29 169ZM28 170V171H29ZM85 170V169H84ZM13 171V169L11 170ZM16 171V169L14 170ZM21 171V170H20ZM17 172V171H16ZM15 172V173H16ZM22 172V171H21ZM31 172V171H30ZM85 172V171H84ZM103 172V171H102ZM149 172V171H148ZM17 173H20V172H17ZM12 174V173H11ZM10 174V177L11 176L14 178H18V175L17 177L12 174ZM23 174V172H22ZM30 174V173H29ZM94 174V173H93ZM101 174V173H100ZM146 174V172H145ZM7 175V174H6ZM20 175V174H19ZM78 175V174H77ZM76 175V176H77ZM86 175V174H85ZM96 175V173H95ZM99 175V174H98ZM102 175V174H101ZM21 176V175H20ZM19 176V177H20ZM23 177V176H21ZM26 176H24L25 178ZM31 177V176H29ZM100 177V176H99ZM103 177V176H102ZM106 177V176H105ZM209 177V176H208ZM222 177V176H221ZM13 178H11L12 180H14ZM28 176L26 177V180H27ZM89 178V177H88ZM95 178V176L91 179L93 180ZM220 178V177H219ZM226 178V179H227ZM158 179V178H157ZM184 179V178H183ZM199 179L202 181L201 183H204L205 180H204V177L201 175V177H199ZM215 179V178H214ZM225 179V181H226ZM32 180V179H31ZM85 180V179H84ZM89 180V179H88ZM95 180V179H94ZM98 181V179H96ZM166 180V179H165ZM209 180V179H208ZM83 181V180H82ZM163 181V180H162ZM173 181V180H172ZM212 180H210L209 182H211ZM217 181V178L216 180ZM228 181V180H227ZM9 182V181H8ZM7 182V183H8ZM13 182V181H12ZM87 182V181H86ZM92 182V181H91ZM94 182V181H93ZM133 182V183H132ZM155 183V181H153ZM171 182V181H170ZM195 182V181H194ZM207 182V181H206ZM6 183V184H7ZM89 183V182H88ZM140 183V184H141ZM173 183V182H172ZM218 183V182H217ZM221 183V182H220ZM230 183V182H229ZM228 183V184H229ZM4 184V183H3ZM168 184V183H167ZM170 184V183H169ZM191 184V183H190ZM206 184V183H205ZM209 184V183H207ZM212 184V183H211ZM11 185V184H10ZM87 185V184H86ZM152 185V184H151ZM155 185H158L157 183H155ZM161 185V184H160ZM172 185V184H171ZM219 185V184H218ZM232 185V184H231ZM150 186V185H149ZM164 185H162L161 187H163ZM169 186V185H168ZM187 186V185H186ZM191 186V185H190ZM229 186V185H228ZM11 187V186H10ZM14 187V186H13ZM71 187V186H70ZM92 187H93V184H92ZM96 187V186H95ZM125 187V186H124ZM140 187V186H139ZM158 187V186H157ZM219 187V186H218ZM221 187V186H220ZM5 188V187H4ZM72 188H74V186H72ZM71 188V189H72ZM81 188V189H80ZM79 189L77 188L76 186V190L75 189H72V190H67V189H70V188H67L66 190L68 191V196H67V199H69V202L70 204L72 205H76V207L78 206L79 209L81 208L82 209V188L83 187H80ZM212 188V187H211ZM226 188V186H225ZM13 189V188H12ZM66 190H65V194H66ZM146 189H144L143 191H145ZM147 190H148V186H147ZM146 190V191H147ZM157 188H155L154 186H152L151 188H149V191L146 192L148 193L147 195L149 196L148 198H150V195L152 196L153 194H155V192H157ZM139 191H141L139 189ZM138 191V193H139ZM145 194V192H143ZM188 191V188L186 189L185 191V194L187 193H190L187 192ZM85 191H83L84 193ZM134 192V191H133ZM95 194V193H94ZM117 195V193H115ZM114 195V197H116ZM132 194V192L130 193ZM134 196H135V193H133ZM141 194V193H140ZM205 194V193H204ZM49 195V194H48ZM142 195V194H141ZM27 196V195H26ZM53 196V195H52ZM133 196V195H132ZM144 196V195H143ZM143 196H135L136 199L138 198H143ZM39 197V196H38ZM42 197V196H41ZM126 197V196H125ZM128 197V196H127ZM126 198H123L125 199L126 201ZM131 197V196H130ZM145 197V196H144ZM21 198V197H20ZM50 198V197H49ZM95 198V197H94ZM109 198V196H108ZM111 198V196H110ZM204 198V197H203ZM42 199V198H40ZM52 199V198H51ZM51 199L48 201L50 202ZM102 199V198H101ZM105 199V198H104ZM107 199V198H106ZM116 199V198H115ZM129 200L126 201V203H128V201L132 202L134 199L132 198H128ZM144 199V198H143ZM27 200V199H26ZM35 200L32 199V201ZM37 200V199H36ZM39 200V199H38ZM43 200V199H42ZM40 200V201H42ZM60 200V199H59ZM58 200V201H59ZM97 200V199H96ZM139 200V199H138ZM150 200V199H149ZM186 200H189L188 198ZM204 199H202L201 201H203ZM38 201V202H40ZM44 201V200H43ZM136 201V200H135ZM134 201V202H135ZM142 201V199H141ZM151 201V200H150ZM195 201V200H194ZM29 202V201H27ZM129 202V203H130ZM204 202L206 203V201L204 200ZM22 203V202H21ZM43 203V202H42ZM46 203V201H45ZM62 202L59 203L58 205V208L56 209L57 212L55 213V215L52 217V221L48 219L47 216H44V215H41L39 216L35 211H34V208L36 210V207H35V203H25L23 201L22 205L19 206V213L23 216V218L20 216V219L22 218V222H19V226L22 231L26 232L28 231V233L31 235L32 237V240L34 242L31 243V249L32 250V254L33 256H31V263L30 264H45L46 263V253H48V256L47 258L49 257V255L53 258L51 260V262H57L56 264H68L70 262H72L73 264V261H70L69 262V259L70 258H74V255H76L78 252L76 251H80L79 247H82L83 248V239L82 238V241L80 240L81 238L78 239V236L76 234V231L78 229H76V226L74 225V223L70 220V218L68 216H64V214L62 215L60 212L62 210V207L66 208L65 210H68L70 207H72L70 205L69 207V203L64 201L62 204ZM133 203V202H132ZM185 203V202H183ZM188 203V202H186ZM190 203V202H189ZM188 203V204H189ZM199 203V202H198ZM201 204H204L202 202H200ZM19 204V203H18ZM68 204V205H67ZM138 204V203H137ZM197 204V203H196ZM37 205V204H36ZM85 205V204H84ZM166 205V203H165ZM180 205V204H179ZM198 205V204H197ZM38 206V205H37ZM88 206V205H87ZM172 206V205H171ZM200 206V205H199ZM132 207V206H131ZM150 207V206H149ZM157 207V206H156ZM183 207V206H182ZM198 207V206H197ZM204 207V206H203ZM146 208V207H145ZM195 208V207H193ZM199 208V207H198ZM205 208V209H207ZM72 209V208H71ZM86 208H84L85 210ZM123 209V208H122ZM149 209V208H148ZM176 209V208H175ZM177 209H180V208H177ZM185 209V208H184ZM204 209V208H203ZM70 210V209H69ZM76 210V209H75ZM88 210V209H87ZM86 210V214H87V211ZM133 210V209H132ZM139 210V209H138ZM183 210V208H182ZM195 210V209H194ZM197 210V208H196ZM63 211V210H62ZM71 211V210H70ZM120 211V210H119ZM178 211V210H177ZM180 211V210H179ZM185 213H186V209L183 210ZM182 211V212H183ZM189 210H187V213H188ZM192 211V209H191ZM199 211V210H197ZM207 210L204 211L202 214L205 216L207 213L205 212H208ZM14 212V211H13ZM114 212V211H113ZM139 212V211H138ZM170 212V210H169ZM180 212V213H182ZM183 212V213H184ZM193 212V211H192ZM200 212V211H199ZM202 212V211H201ZM208 212V213H209ZM67 213V212H66ZM70 213V212H69ZM142 213V212H141ZM175 213V212H173ZM186 213V214H187ZM191 213V212H190ZM194 213V212H193ZM192 213V214H193ZM212 213H209V214H212ZM80 214V212H79ZM82 214H85V211H82L81 212V215ZM89 214V213H88ZM87 214V215H88ZM116 214V213H114ZM118 214V213H117ZM116 214V215H117ZM135 214V213H134ZM137 214V213H136ZM134 215V216H137V215ZM140 214V212H139ZM145 214V213H143ZM199 214L201 213H198V216ZM148 216V214H146ZM154 215V213H153ZM214 214H212L213 216ZM112 216V215H111ZM110 216V220L109 221H114L116 218H114V220H112L113 218ZM115 216V215H114ZM113 216V217H114ZM131 219V214L129 215ZM141 216V215H140ZM195 216V215H193ZM211 216V217H212ZM80 217V216H79ZM103 217V216H102ZM106 217V216H105ZM116 217V216H115ZM127 217V216H126ZM153 217V216H152ZM171 217V216H170ZM196 217V216H195ZM202 216H200V219H201ZM251 217H249L248 219H250ZM82 218V217H81ZM87 218V217H86ZM90 218H92L90 216ZM108 218V217H107ZM112 218V219H111ZM133 218V217H132ZM138 218H139V215H138ZM207 218V217H206ZM210 218V217H208ZM79 219V218H78ZM83 219V218H82ZM93 219V218H92ZM103 219V218H102ZM126 219V218H125ZM141 219V218H140ZM144 219V218H143ZM152 219V218H151ZM193 219V218H192ZM192 219H190V221H192ZM198 219V218H197ZM202 217V221L204 220H208V219H204ZM211 219V218H210ZM209 219V220H210ZM252 219V218H251ZM256 219H255V222H256ZM13 220V218H12ZM84 220V219H83ZM106 220V218L104 219V221ZM117 220V219H116ZM135 220V219H134ZM167 220V219H166ZM172 220V219H171ZM189 220V217L187 216H183L181 217L179 220V222L182 223V226L184 228V230H188L189 231V228H187L188 226H190L191 224H189L188 222ZM195 220V219H194ZM199 220V219H198ZM197 220V221H198ZM153 221V220H152ZM174 221V220H173ZM214 221V220H213ZM251 221V220H250ZM13 222V221H12ZM16 222V220H15ZM14 222V223H15ZM107 222V221H106ZM118 222V220H117ZM123 222V221H122ZM121 222V223H122ZM125 222V221H124ZM176 222V221H175ZM178 222V223H179ZM201 222V221H200ZM199 222V223H200ZM215 221L213 222L214 224H217ZM258 222V221H257ZM17 223V222H16ZM109 223V222H108ZM209 223V221H208ZM213 223H211V220H210V224L213 225ZM222 223V222H221ZM264 223V221H263ZM119 225H122L119 223H117ZM171 224V223H170ZM205 224V223H204ZM226 224V223H225ZM233 223H231L232 225ZM250 224V223H249ZM257 224V223H256ZM188 225V226H186ZM197 225V224H196ZM261 225V224H260ZM78 226V225H77ZM94 226V225H93ZM90 225V222H89V219H86L85 222H80L79 223V229H81L82 231H85V239L88 237L89 239H87V244H89V240H93V241H96L99 248H102L103 245L107 244V242L109 243L111 241V239H115V236H118V228L116 230H113L112 231H101L103 229H100L98 227H93ZM109 226V225H107ZM111 226V225H110ZM114 226V225H113ZM117 226V225H115ZM125 226V225H124ZM192 226V225H191ZM200 228H201V225H199ZM229 226V225H228ZM234 226V225H233ZM233 226H232V229H233ZM247 226V224H246ZM250 226V225H249ZM195 226L193 225L192 229H196L194 228ZM197 227V230H199L198 228V225L196 226ZM210 227V226H209ZM252 227V226H251ZM250 227V228H251ZM259 227V225H258ZM104 228V227H103ZM107 228V227H106ZM176 228V227H175ZM179 228V227H178ZM182 228V230H183ZM260 228V227H259ZM204 229V228H203ZM201 229V230H203ZM231 229V230H232ZM262 229V228H260ZM16 230V229H15ZM108 230V229H107ZM183 230V231H184ZM191 230V229H190ZM224 230V229H223ZM258 230V229H257ZM20 231V230H19ZM256 231V229H255ZM125 232V230H124ZM190 232V231H189ZM249 232V230H248ZM257 232V231H256ZM259 234L261 233L260 231H258ZM257 232V233H258ZM264 231H262L261 234H263ZM27 233V234H28ZM184 233V232H183ZM188 232L186 231L185 234H187ZM196 233V232H195ZM204 233V232H203ZM22 234V233H21ZM26 234V235H27ZM84 234V233H83ZM174 234V233H173ZM176 234V233H175ZM181 234V233H180ZM199 234V232H198ZM228 234V233H227ZM226 234V235H227ZM123 235V233L121 234ZM233 235V234H232ZM232 235L230 234L231 238L234 239L232 237ZM233 235V236H234ZM258 235V234H256ZM254 235V236H256ZM124 236V235H123ZM145 236V235H144ZM177 236V235H176ZM190 236V234H189ZM245 236V237H244ZM250 236H252L250 234ZM77 237L78 241L75 240ZM120 237V236H119ZM193 237V235H192ZM202 237V235H201ZM226 237V236H225ZM238 237V236H237ZM236 237V238H237ZM259 237V236H257ZM27 238V237H26ZM137 238V237H136ZM169 238V237H168ZM167 238V239H168ZM230 238V237H229ZM241 238V239H243ZM171 239V238H170ZM205 239V238H204ZM203 239V240H204ZM209 239V238H208ZM259 239V238H258ZM142 240V239H141ZM173 240V239H172ZM229 240V239H228ZM246 240V239H245ZM260 240H264V235H260ZM75 241H77V243H75ZM126 241V240H125ZM168 242H170L168 240ZM245 242V241H244ZM124 243V242H123ZM127 244V246H129L127 242H125ZM124 243V244H125ZM27 244V243H26ZM78 244V245H76ZM37 246V247H34ZM80 245V246H79ZM85 245V244H84ZM90 245H92V243H90ZM94 245V244H93ZM92 245V246H93ZM123 245V244H122ZM253 245V244H252ZM257 245V244H255ZM13 246V245H12ZM86 246V245H85ZM121 246V245H120ZM120 246H117L119 249L122 250V248H120ZM124 245V247H127ZM88 247V246H87ZM123 247V246H122ZM138 247V246H137ZM187 247V246H186ZM256 247V246H255ZM22 248V247H21ZM24 248V247H23ZM35 248V249H34ZM86 249V247H84ZM83 248V249H84ZM130 248V247H129ZM127 248V254H128V249ZM136 248V247H135ZM9 249V248H8ZM124 249V248H123ZM97 250V249H96ZM136 250V249H135ZM181 250V249H180ZM132 251V250H130ZM184 251V250H183ZM7 252V251H6ZM10 252V251H9ZM126 252V251H125ZM133 252V251H132ZM129 253L130 254H132ZM135 254V253H134ZM88 255V254H87ZM118 255V254H117ZM120 256H122L121 254H119ZM133 255V254H132ZM12 256V255H11ZM131 256V255H130ZM135 257H138L136 255H134ZM77 257V256H76ZM133 257V258H135ZM16 258V257H15ZM132 258V256H131ZM132 258V259H133ZM50 259V258H49ZM48 259V260H49ZM123 259V258H122ZM137 259V258H136ZM13 260V259H12ZM47 260V261H48ZM55 260V261H53ZM71 260V259H70ZM134 260V259H133ZM48 264V263H47ZM82 264V263H81Z\"/></svg>", "mask_w": 264, "mask_h": 264}]
</instances>
